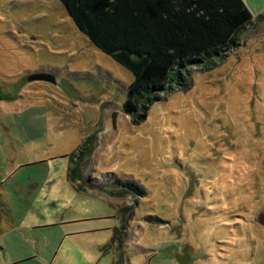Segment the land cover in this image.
<instances>
[{
    "label": "rangeland",
    "instance_id": "1",
    "mask_svg": "<svg viewBox=\"0 0 264 264\" xmlns=\"http://www.w3.org/2000/svg\"><path fill=\"white\" fill-rule=\"evenodd\" d=\"M244 2L238 45L133 124L132 73L59 0H0V92L22 95L0 106V264H264V8Z\"/></svg>",
    "mask_w": 264,
    "mask_h": 264
},
{
    "label": "trees",
    "instance_id": "2",
    "mask_svg": "<svg viewBox=\"0 0 264 264\" xmlns=\"http://www.w3.org/2000/svg\"><path fill=\"white\" fill-rule=\"evenodd\" d=\"M59 1L92 44L132 73L122 111L133 124L176 86L189 87L191 65L204 71L226 57L255 21L244 0ZM262 17L260 13L256 19ZM89 139L69 155L73 184ZM119 182L131 194H145L132 182Z\"/></svg>",
    "mask_w": 264,
    "mask_h": 264
},
{
    "label": "crops",
    "instance_id": "3",
    "mask_svg": "<svg viewBox=\"0 0 264 264\" xmlns=\"http://www.w3.org/2000/svg\"><path fill=\"white\" fill-rule=\"evenodd\" d=\"M260 10L264 8V0H261ZM264 11V10H263ZM4 96H9V98H5ZM20 98H22V95H11V94H5L0 92V106L3 104V101H18ZM3 106V105H2Z\"/></svg>",
    "mask_w": 264,
    "mask_h": 264
},
{
    "label": "water",
    "instance_id": "4",
    "mask_svg": "<svg viewBox=\"0 0 264 264\" xmlns=\"http://www.w3.org/2000/svg\"><path fill=\"white\" fill-rule=\"evenodd\" d=\"M30 79H43V80H47V81H53L52 78L46 77V76H42V77H40V76H31Z\"/></svg>",
    "mask_w": 264,
    "mask_h": 264
}]
</instances>
